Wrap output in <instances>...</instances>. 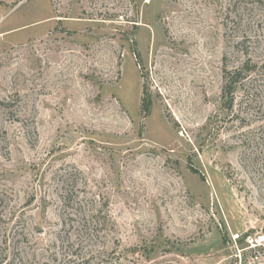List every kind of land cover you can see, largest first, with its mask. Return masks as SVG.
<instances>
[{
	"label": "rangeland",
	"instance_id": "rangeland-1",
	"mask_svg": "<svg viewBox=\"0 0 264 264\" xmlns=\"http://www.w3.org/2000/svg\"><path fill=\"white\" fill-rule=\"evenodd\" d=\"M250 234L264 0H0V264H264Z\"/></svg>",
	"mask_w": 264,
	"mask_h": 264
},
{
	"label": "trees",
	"instance_id": "trees-1",
	"mask_svg": "<svg viewBox=\"0 0 264 264\" xmlns=\"http://www.w3.org/2000/svg\"><path fill=\"white\" fill-rule=\"evenodd\" d=\"M133 53L136 54L138 58V63L141 64V56L139 51H137L136 47L134 46L132 48ZM249 63V62H248ZM248 63H246L243 67L236 68L235 70H229L225 69V84L223 87V98H227V96H230L229 100L225 99L224 100V105L227 106L228 108H231L233 100L231 98L232 93L235 91L236 85L239 81H241L243 77V72L246 71L245 66L248 68ZM250 70V69H248ZM143 109L147 112L150 109L151 106V99L145 97L143 99Z\"/></svg>",
	"mask_w": 264,
	"mask_h": 264
},
{
	"label": "built area",
	"instance_id": "built-area-1",
	"mask_svg": "<svg viewBox=\"0 0 264 264\" xmlns=\"http://www.w3.org/2000/svg\"><path fill=\"white\" fill-rule=\"evenodd\" d=\"M240 239V236L237 234L236 239ZM245 241L248 243V245L251 248H258L262 245H264V235L263 234H257V235H246L245 236Z\"/></svg>",
	"mask_w": 264,
	"mask_h": 264
}]
</instances>
